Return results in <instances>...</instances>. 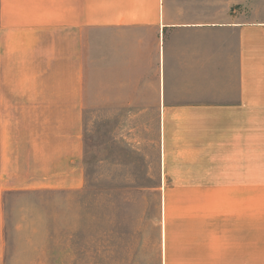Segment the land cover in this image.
Segmentation results:
<instances>
[{
    "label": "crops",
    "instance_id": "0c3cea01",
    "mask_svg": "<svg viewBox=\"0 0 264 264\" xmlns=\"http://www.w3.org/2000/svg\"><path fill=\"white\" fill-rule=\"evenodd\" d=\"M249 4L220 19L213 0H0V264L5 193L84 183L86 29L101 65L154 94L167 187L212 190L204 244L190 214L163 264H264V0Z\"/></svg>",
    "mask_w": 264,
    "mask_h": 264
},
{
    "label": "rangeland",
    "instance_id": "374dc122",
    "mask_svg": "<svg viewBox=\"0 0 264 264\" xmlns=\"http://www.w3.org/2000/svg\"><path fill=\"white\" fill-rule=\"evenodd\" d=\"M251 1L213 0L214 17L249 14ZM84 41V183L5 193L2 264H163L164 245L174 251L188 245L190 214L197 215L198 246L204 244L212 190L167 187L154 94L125 86L123 62L117 71L107 55L105 66L99 63L91 29ZM203 169L198 183L205 182ZM244 191L256 198V189ZM194 195L197 205L189 208ZM179 257L170 259L179 264Z\"/></svg>",
    "mask_w": 264,
    "mask_h": 264
},
{
    "label": "trees",
    "instance_id": "16d2710c",
    "mask_svg": "<svg viewBox=\"0 0 264 264\" xmlns=\"http://www.w3.org/2000/svg\"><path fill=\"white\" fill-rule=\"evenodd\" d=\"M15 192H17V193H18V192H23V191H15ZM8 193H10V192H8Z\"/></svg>",
    "mask_w": 264,
    "mask_h": 264
}]
</instances>
